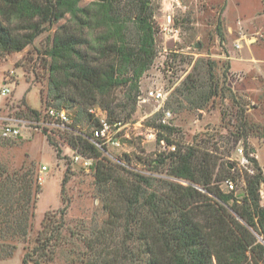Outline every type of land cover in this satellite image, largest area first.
Segmentation results:
<instances>
[{
	"label": "trees",
	"instance_id": "trees-1",
	"mask_svg": "<svg viewBox=\"0 0 264 264\" xmlns=\"http://www.w3.org/2000/svg\"><path fill=\"white\" fill-rule=\"evenodd\" d=\"M82 1L0 0V52H20L56 26L46 55L48 97L57 108L64 102L82 109L99 105L109 119V113H116L119 107L133 113L139 81L157 54L152 0H93L81 6ZM60 21L66 23L57 26ZM206 67L207 85L200 74L194 75L193 67L175 89L188 109L203 110L219 95L216 86L212 87L214 62L207 61ZM225 77L223 73V82ZM118 88L126 89L123 105L110 100ZM181 102L175 103L178 108ZM168 106L167 100L163 110ZM26 110L34 121H40V113ZM162 113L150 117V126L158 129L156 143L163 141L174 146V151L153 154L143 161V170L126 169L129 161L121 166L101 158L105 148L101 151L88 140L96 127L86 134L76 128L74 119L64 131L42 129L57 156L56 137L93 160L94 185L107 218L91 233L81 264H264V205L260 198L264 175L256 160L245 151L253 172L237 170L234 176L232 163H219L218 149L214 152L175 141L176 129L158 122ZM237 119L240 128L232 135L233 146L244 142L251 129L242 115ZM31 176L33 172L9 174L0 166V261L12 256L11 240H24L28 235L29 213L33 217L29 209L34 207L38 191ZM236 177L244 185L239 198L220 189L223 181ZM66 182L63 177L62 186ZM15 204L19 206L15 208ZM59 216H65L64 210ZM54 222L52 216H45L37 233L34 250L39 261L32 257L33 250L22 264H40V259L53 254L55 249L50 247L60 234Z\"/></svg>",
	"mask_w": 264,
	"mask_h": 264
},
{
	"label": "rangeland",
	"instance_id": "rangeland-1",
	"mask_svg": "<svg viewBox=\"0 0 264 264\" xmlns=\"http://www.w3.org/2000/svg\"><path fill=\"white\" fill-rule=\"evenodd\" d=\"M91 1L83 0L80 5ZM152 6L157 54L139 81L138 97L145 99L150 91L168 92L169 108L163 110L166 101L158 108L159 100L140 102L137 98L133 113L120 107L114 110L116 113L110 112L112 119L107 116L109 120L124 119L121 146L106 147L101 158L121 166L129 161L126 169L143 170L146 167L143 161L153 158V154L168 151L162 150L160 142L156 143L158 129L150 126L153 124L149 120L158 111H169L167 126L176 129L175 141L196 144L214 152L218 149V156L222 157L219 163H232L234 176L242 169L253 172L249 161L246 167L239 161L242 156L246 158V151L264 175V0H152ZM65 23L60 21L57 26ZM55 29L56 26L49 28L20 52H0V166L9 174L33 172L32 184L38 186L34 207L29 209L33 217L29 213L28 235L24 240L10 241L14 246L13 254L0 264H22L26 254L38 246L37 233L47 215L54 218V227L60 229V234L55 236V245L50 247V250L55 249L53 254L45 260L40 259V264H81L88 253L86 244L91 233L100 229L107 218L94 185V169L74 165L72 155L77 151L70 149L66 140L56 137L60 151L57 156L37 121L26 110H35L41 117L48 107L64 110L76 119V128L86 134L96 127L87 109L106 113L99 105L82 109L71 102L61 103L57 108L48 97L46 51L51 46ZM207 61L214 62L212 87L216 86L219 95L203 110L188 109L175 89L193 67L194 75L200 74L202 83L207 85ZM223 73L226 74L224 82ZM4 87L9 92L3 97ZM110 100L115 105L125 104L126 89L113 91ZM176 102H181V108ZM237 115H242L251 129L244 142L241 140L233 146L232 135L240 128ZM7 118L12 122L3 120ZM6 125L18 128L19 135L4 137L2 132ZM150 131L155 134L154 140L147 138ZM164 146L168 147L165 143ZM42 166L46 167L45 171ZM63 177L67 182L62 186ZM227 179L234 185L233 196L239 198L244 191L243 180ZM220 189L226 193L223 186ZM260 198L264 205V182L260 186ZM63 210L65 216L60 218L59 212ZM37 255L34 250L32 257L37 258Z\"/></svg>",
	"mask_w": 264,
	"mask_h": 264
},
{
	"label": "built area",
	"instance_id": "built-area-1",
	"mask_svg": "<svg viewBox=\"0 0 264 264\" xmlns=\"http://www.w3.org/2000/svg\"><path fill=\"white\" fill-rule=\"evenodd\" d=\"M9 90L4 87L1 91V96H6L8 94ZM168 96V92L164 91H150L148 93V97L141 100V97L139 96L138 99L140 102H145L149 99H153L156 101H160L159 107H161V104H163ZM87 113L97 122V126L95 129L92 130V133L89 137V142L93 144L96 148L103 151L106 147H112V148H119L121 146L120 142V133L123 128V121L120 120H109L107 118V115L104 111L100 109L90 108L87 109ZM170 112L169 111H163L161 116V124L162 125H169L167 120L170 118ZM7 122H12L10 119H3ZM74 117L72 115L64 110H58L49 108L44 112V115L40 118V121H37L38 127L40 129L46 128L47 130H59L64 131L69 128V126L73 123ZM17 123V122H16ZM151 133L147 136L150 140H154L155 134L153 131H150ZM2 135L4 137H16L19 135V129L15 126L6 125L3 129ZM162 150H168V151H174V146L165 147L164 142L160 141ZM240 152V151H239ZM242 166H245V163H247L246 158L243 156L241 157V160H239ZM72 163L74 165H79L83 169H90L93 165V160L90 158H87L78 152H74L72 155ZM42 171L46 170L45 166H42ZM246 169V168H245ZM250 173L251 171L248 170ZM220 186H223L226 192H233L234 191V185L230 180H225L221 183Z\"/></svg>",
	"mask_w": 264,
	"mask_h": 264
}]
</instances>
